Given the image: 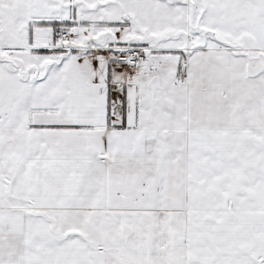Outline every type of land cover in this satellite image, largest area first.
<instances>
[{"label":"snow or ice","instance_id":"6c2138e0","mask_svg":"<svg viewBox=\"0 0 264 264\" xmlns=\"http://www.w3.org/2000/svg\"><path fill=\"white\" fill-rule=\"evenodd\" d=\"M0 264H264V0H0Z\"/></svg>","mask_w":264,"mask_h":264}]
</instances>
